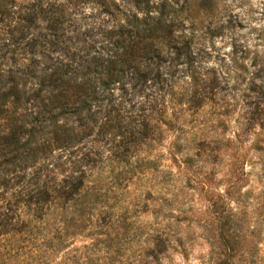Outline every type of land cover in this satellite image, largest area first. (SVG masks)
Segmentation results:
<instances>
[{
    "label": "trees",
    "instance_id": "16d2710c",
    "mask_svg": "<svg viewBox=\"0 0 264 264\" xmlns=\"http://www.w3.org/2000/svg\"><path fill=\"white\" fill-rule=\"evenodd\" d=\"M199 10L0 0V264H161L188 250L196 190L233 250Z\"/></svg>",
    "mask_w": 264,
    "mask_h": 264
},
{
    "label": "rangeland",
    "instance_id": "374dc122",
    "mask_svg": "<svg viewBox=\"0 0 264 264\" xmlns=\"http://www.w3.org/2000/svg\"><path fill=\"white\" fill-rule=\"evenodd\" d=\"M198 2V45L218 77L223 139L211 188L220 194L227 220L223 237L234 243L229 252L212 229L209 203L196 190L197 219L182 230L188 250L169 251L161 264H203L210 254L227 264H264V0Z\"/></svg>",
    "mask_w": 264,
    "mask_h": 264
}]
</instances>
